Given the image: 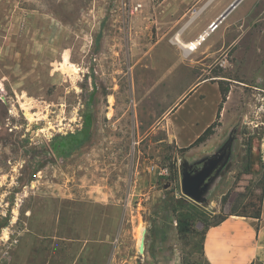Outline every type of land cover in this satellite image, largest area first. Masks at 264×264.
Wrapping results in <instances>:
<instances>
[{
  "label": "rangeland",
  "instance_id": "rangeland-1",
  "mask_svg": "<svg viewBox=\"0 0 264 264\" xmlns=\"http://www.w3.org/2000/svg\"><path fill=\"white\" fill-rule=\"evenodd\" d=\"M232 1L0 0V264H13L27 235V260L39 264L49 239L76 238L86 224L90 237L117 240L114 264H201L203 220L254 211L264 104L244 84L264 77V14L239 17L245 0L210 29ZM209 29L194 51L174 41ZM201 80L218 82L220 104L237 92L231 114L263 124L241 120L228 147L179 149L164 115ZM200 92L181 113L201 107ZM75 136L82 139L53 151ZM223 152L201 199L185 196L182 171ZM65 238L53 247L64 264L77 250Z\"/></svg>",
  "mask_w": 264,
  "mask_h": 264
},
{
  "label": "crops",
  "instance_id": "crops-1",
  "mask_svg": "<svg viewBox=\"0 0 264 264\" xmlns=\"http://www.w3.org/2000/svg\"><path fill=\"white\" fill-rule=\"evenodd\" d=\"M243 1L245 0H240L235 7ZM263 14L264 0H252L247 3L242 14L238 16L246 18L248 15H253V18L257 20ZM208 24L205 23V28L208 27ZM203 29L196 30L201 32ZM200 90L203 93L200 94L197 102L201 107L186 109L185 112L181 113L183 103L190 95L195 92L199 93ZM189 91L191 92L183 100L181 99L182 101L180 100L169 114L164 115V125L169 138L175 142L179 149L192 143L211 123H216L214 132L203 143L190 148L192 152L200 153L203 148L213 147L216 145L217 140H223L225 147L231 146L236 140V131L241 120L263 124V120L250 119L245 113L242 115V119H238L233 113L231 114V111H229L230 95L231 93H237L231 88L226 92L230 93L227 95V99L220 104L222 95L218 82L201 80L195 83ZM218 113L219 116L217 117ZM255 113L257 117L261 116L260 109H257ZM170 115L177 117L171 119L169 118ZM89 205L91 206V204ZM85 226L87 227L84 229ZM91 229L90 224L84 225V234L76 238L53 236L48 240L50 248L46 251L43 261H40V257L38 258L39 264H64L53 250L54 244H56L55 240L64 238L65 240L69 239L77 246L76 252L65 264H114L117 240L112 236L90 237L88 233ZM28 237L34 238L32 235H27L19 240V246H17L13 255V264L36 263L32 261L31 255L29 256L31 261L27 260L26 238ZM36 238H40V241L44 239L43 236L39 235H36ZM200 254L201 264H264V189L260 201L259 216L228 213L223 221L208 226L203 232Z\"/></svg>",
  "mask_w": 264,
  "mask_h": 264
},
{
  "label": "water",
  "instance_id": "water-1",
  "mask_svg": "<svg viewBox=\"0 0 264 264\" xmlns=\"http://www.w3.org/2000/svg\"><path fill=\"white\" fill-rule=\"evenodd\" d=\"M240 2V0H233L230 5L223 10L220 15L217 17L216 21L212 23V25L216 26L219 22H221L228 13ZM225 152L221 153L219 157H211L208 158L207 162L201 166V168L193 171H182L180 178V186L182 193L195 200L201 199V193L203 188L205 187L210 175L215 170V165L221 159L222 155ZM146 230L143 232V237L139 245V252L142 253L144 251V234Z\"/></svg>",
  "mask_w": 264,
  "mask_h": 264
},
{
  "label": "trees",
  "instance_id": "trees-1",
  "mask_svg": "<svg viewBox=\"0 0 264 264\" xmlns=\"http://www.w3.org/2000/svg\"><path fill=\"white\" fill-rule=\"evenodd\" d=\"M221 90V95L222 98H225L224 92L222 91V88H220ZM219 116V113L217 114V117ZM89 119L86 118L85 119V126L82 128V136L84 134L87 133L88 128H89ZM216 126V123H211L192 143H190L187 147L181 148V150H188L194 146H198L199 144L203 143L213 132H214V128ZM81 136V135H80ZM80 136H75L70 138V140L68 139H62L60 141H57L55 143V145H53V151L56 153H59L60 150L62 149H66V148H70L72 144H74L75 142H77L78 140L82 139ZM261 193L258 199V205L255 207L254 211L251 214H241V215H246V216H259V212H260V201H261V197L263 194V189H264V175H263V179L261 182ZM240 214V213H238ZM227 217V215H223L220 218H218L217 220H215L213 223L207 224L205 220H203L204 223V228H203V232L208 228V226L210 225H215L220 223L221 221H223L225 218Z\"/></svg>",
  "mask_w": 264,
  "mask_h": 264
},
{
  "label": "bare ground",
  "instance_id": "bare-ground-1",
  "mask_svg": "<svg viewBox=\"0 0 264 264\" xmlns=\"http://www.w3.org/2000/svg\"><path fill=\"white\" fill-rule=\"evenodd\" d=\"M193 17H195V16H193ZM192 17V18H193ZM216 21V19L215 20H213L212 21V23L213 22H215ZM222 22V21H221ZM221 22H219L216 26H214V25H212V23H211V28L210 29H217L220 25H221ZM205 30V31H203L199 36H198V38H197V40H194V41H190V42H184V41H182L180 38H179V33L181 32H179V33H177L176 35H175V37H174V41L178 44V45H180L182 48H185L186 50H188V51H194L195 49H196V47H197V43L199 42V41H202V40H205L209 35H210V32H211V30ZM142 101V100H141Z\"/></svg>",
  "mask_w": 264,
  "mask_h": 264
},
{
  "label": "built area",
  "instance_id": "built-area-1",
  "mask_svg": "<svg viewBox=\"0 0 264 264\" xmlns=\"http://www.w3.org/2000/svg\"><path fill=\"white\" fill-rule=\"evenodd\" d=\"M210 26V24H209ZM245 87H247L250 91V93H254V96L256 97V100L257 101H261L262 104L260 105V107L264 104V77L261 78L260 82H258V84H250V85H247V84H244ZM14 200H16L15 203H17V201H22V195H21V192L20 193H17L16 196H14ZM5 235H3V238H4ZM9 238V235L7 233V239L8 240Z\"/></svg>",
  "mask_w": 264,
  "mask_h": 264
}]
</instances>
